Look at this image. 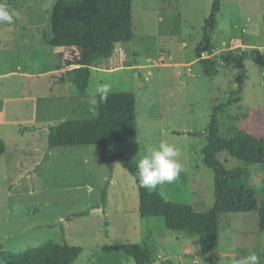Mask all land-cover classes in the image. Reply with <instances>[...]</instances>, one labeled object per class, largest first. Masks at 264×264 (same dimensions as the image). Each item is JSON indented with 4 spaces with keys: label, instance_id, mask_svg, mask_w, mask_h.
<instances>
[{
    "label": "rangeland",
    "instance_id": "obj_1",
    "mask_svg": "<svg viewBox=\"0 0 264 264\" xmlns=\"http://www.w3.org/2000/svg\"><path fill=\"white\" fill-rule=\"evenodd\" d=\"M57 1L6 0L18 17L0 23V137L7 145L0 155V250L23 252L66 240L83 248L73 264H134L133 257L103 248L141 243L152 252V264H237L250 252L264 264L258 211L221 214L219 245L203 255L198 235L170 231L162 217L139 216L134 177L119 160L110 173L99 146H60L44 158L49 126L97 114L94 88L109 83L111 92L136 94L138 118L136 140L112 144L108 155L125 153L138 163L166 142L178 148L183 171L155 190L190 204V178L200 173L214 191V173L203 162L213 106L235 93L241 97L219 116L226 137L235 135L239 117L250 108L264 110V0L221 1L209 32L215 48L203 54L215 60L213 67L196 58L213 0H133L132 40L94 63L84 95L67 73L73 67H59L48 43ZM242 50L249 56L239 84L238 70L219 57ZM219 157L228 169L249 172L246 182L264 203V163L228 152ZM106 185L103 212L97 205Z\"/></svg>",
    "mask_w": 264,
    "mask_h": 264
},
{
    "label": "trees",
    "instance_id": "obj_2",
    "mask_svg": "<svg viewBox=\"0 0 264 264\" xmlns=\"http://www.w3.org/2000/svg\"><path fill=\"white\" fill-rule=\"evenodd\" d=\"M222 0H213L212 12L205 23V35L196 48V58L203 67L215 66V60L204 58L211 53L214 44L210 31L216 27V14ZM133 0H58L51 14L52 36L48 43L58 60L59 67H73L67 71L79 94L84 95L90 84L92 66L99 60L112 57L116 47L132 40ZM236 2V1H235ZM258 53V51H257ZM259 54V53H258ZM245 50L222 53L220 59L238 70L237 81L245 78ZM259 57V56H258ZM259 61V58H257ZM241 101L236 93L226 101L213 106L208 124L207 144L203 148V162L213 171L215 189L210 188L203 175L196 173L190 178L192 202L175 203L167 200L158 190L142 188L137 178V162L125 153L109 156V148L119 142H131L137 138V97L134 92H110L104 102L98 96V112L86 119H67L50 125L47 134L45 160L49 152L60 146L97 145L101 158L110 173L113 161L135 179L138 188V214L141 218H164L166 228L199 236L200 253L214 251L220 239V215L225 213H259V227L264 231V203L256 190L246 180L249 172L243 168L228 169L220 154L228 152L232 157L252 164L264 163V110L252 107L239 117L235 135L221 134L220 114ZM7 149L0 137V155ZM107 185L101 191L97 205L105 212ZM104 252H123L133 257L134 264H152L153 254L145 244L125 243L107 245ZM83 252L66 240L62 244L50 243L23 252L0 250V264H73ZM168 264H172L169 262Z\"/></svg>",
    "mask_w": 264,
    "mask_h": 264
},
{
    "label": "clouds",
    "instance_id": "obj_3",
    "mask_svg": "<svg viewBox=\"0 0 264 264\" xmlns=\"http://www.w3.org/2000/svg\"><path fill=\"white\" fill-rule=\"evenodd\" d=\"M18 13L12 9L6 0H0V23L12 24ZM112 86L109 83H97L94 96H99L100 102L107 100ZM93 103H96L95 99ZM180 155L176 146L161 142L158 148L150 149L137 163V178L142 188L153 191L159 185L171 184L178 180L183 166L177 159ZM260 257L250 252L247 257L237 261V264H260Z\"/></svg>",
    "mask_w": 264,
    "mask_h": 264
}]
</instances>
